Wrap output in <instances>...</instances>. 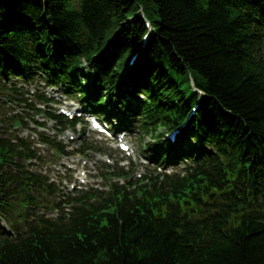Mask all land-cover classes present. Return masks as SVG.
<instances>
[{"label": "trees", "instance_id": "1", "mask_svg": "<svg viewBox=\"0 0 264 264\" xmlns=\"http://www.w3.org/2000/svg\"><path fill=\"white\" fill-rule=\"evenodd\" d=\"M36 79L98 117L119 104L118 126L137 118L161 145L160 171L132 181L101 166L125 181L41 201L54 187L30 169L39 150L0 118V217L11 227L0 226V264H264V0H0V89L23 106L11 126L45 124L41 113L74 128L81 119L57 113L55 98L15 81ZM87 149L102 150H76ZM45 204L70 211L52 219L38 213Z\"/></svg>", "mask_w": 264, "mask_h": 264}, {"label": "rangeland", "instance_id": "2", "mask_svg": "<svg viewBox=\"0 0 264 264\" xmlns=\"http://www.w3.org/2000/svg\"><path fill=\"white\" fill-rule=\"evenodd\" d=\"M18 84L25 85L22 89H19L21 92L26 94V90L32 91L35 88H38L40 91H43L44 93H47V96H53L55 100H61V105H64L65 99H73L75 103H71L72 101H67L70 103L71 107L73 105H77V101L80 102V99L77 97H67L65 96L59 88L57 90H53L51 87L38 85L41 84L39 79H36L33 84H30L28 82L22 83L20 80H15ZM37 83V84H36ZM15 97H18V94H14L10 91V96L5 95L2 90L0 89V118L2 119L3 123V130H10L14 129L17 130L18 134L20 136H23L25 138H29L31 141H33V146H40L39 153L41 154V161L33 160L32 166H30V169L33 171L40 173L45 176L46 180L48 182H51L53 184L54 190L53 192L48 193L44 188L42 189V197L40 198L41 201L47 202L48 200L56 199L58 200L61 198L64 194L67 192H73L76 188L71 189L70 183H76L77 180L75 179L76 175H79L81 173L88 175V184L94 183L95 185H99L100 187H104L103 182L99 178L93 177V175L96 173V168L99 166V162L101 164H106L108 166V169L104 168L103 171L109 172L115 170L116 166L123 167L124 170H130L131 173L130 176H132L131 180H135L139 178L140 176L144 175V173L148 174V172H153L154 169L157 171L160 170L159 166L160 163L156 159L159 155L158 148L161 149V145L157 143L156 139L150 137V135L147 134H141L139 129V123L137 122V118H134L133 121H124L126 125H129L131 129L127 132L125 135V139L123 142L128 144L127 151H122L118 147L119 140L105 137L104 135L97 134L93 132L90 129V124L84 120V122H81L75 126L74 129H69L72 131L73 135L75 136L74 139H70L69 135L64 132L63 136L57 138H62L63 142L68 145L67 149L73 150L71 154L68 156L61 157L60 155H55L53 153V150L49 148L48 145H40L36 139H34V131L26 128H21L20 126H11L9 122V118L13 115V113H19L20 110H22V105H18V101L15 100ZM140 97V96H139ZM32 101H35L34 98H29ZM119 105V104H118ZM118 105L112 107L110 110L105 112L103 109L101 111L104 112L108 118L113 116V113L118 115L119 120H124V115L121 112L122 108L118 107ZM38 107L50 110L51 108H57L59 109L61 106L56 104L55 102L49 104V108L45 106L44 104H37ZM59 106V107H58ZM82 106V105H81ZM83 107V106H82ZM29 111L28 108H24V115L23 117L26 118L27 112ZM113 111L112 113H110ZM120 112V113H119ZM34 118L40 122L45 121V128L44 130L49 133L53 134V121L47 120L45 116L41 113H37L34 115ZM111 120V119H110ZM30 125V123H29ZM43 129V128H42ZM105 138H102V137ZM113 136V133H112ZM61 139V140H62ZM121 139V138H120ZM83 141H87L92 143L94 146H98L102 149V151H97L94 149L88 150L85 153H78L74 150L77 149L80 144ZM190 142V139L187 138L183 140L184 144H188ZM158 147V148H157ZM72 148V149H71ZM81 154H84L85 156H82ZM101 158V159H99ZM104 159H107L105 161ZM165 160V159H164ZM64 162L74 163L77 162V169L76 170H68L66 165H64ZM86 162V163H84ZM91 165H95L94 167H90ZM166 167L167 172H181V168L183 167V164H177V165H169L168 162H165L162 164V167ZM100 171V170H99ZM163 171V169H162ZM92 177V179H90ZM117 182L122 184L125 180L123 177H117ZM116 178V179H117ZM66 183V184H65ZM53 197V198H52ZM215 195L213 196V198ZM48 207V210L51 209L49 204H45ZM43 207H40L38 212ZM45 209V208H44ZM42 209L40 212H45V210ZM68 209H65V211ZM47 215L54 213V210L51 209L46 212ZM0 226H3L5 229L10 230V225L8 222L4 221L3 218L0 217Z\"/></svg>", "mask_w": 264, "mask_h": 264}, {"label": "water", "instance_id": "3", "mask_svg": "<svg viewBox=\"0 0 264 264\" xmlns=\"http://www.w3.org/2000/svg\"><path fill=\"white\" fill-rule=\"evenodd\" d=\"M213 198V193L209 195V199L211 200Z\"/></svg>", "mask_w": 264, "mask_h": 264}]
</instances>
